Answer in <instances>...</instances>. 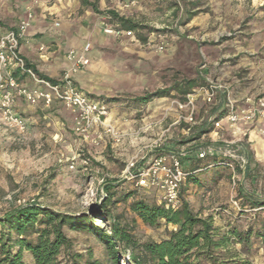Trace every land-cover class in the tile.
<instances>
[{"label":"rangeland","instance_id":"1","mask_svg":"<svg viewBox=\"0 0 264 264\" xmlns=\"http://www.w3.org/2000/svg\"><path fill=\"white\" fill-rule=\"evenodd\" d=\"M30 1L0 0V29L16 28L29 12L24 14ZM41 1L47 5L53 0ZM67 1L74 7L70 19L78 20L77 24L87 20L86 25H92L94 20L102 26L108 23L120 27L109 11L135 24L132 38L121 39L127 49L116 44L108 52L116 57L118 70L141 76V80L135 82L133 92L118 91L103 98L118 112L115 115L123 116L113 123L118 140L103 135L99 140L101 129L86 137L76 134L74 117L67 121L61 116L73 112L62 104L47 112L27 107L28 103L17 99L18 108L13 106V110L23 118L24 131L0 117V216L28 203L68 214L91 215L99 201L101 179H113L117 180L112 190L117 200L113 213L131 223L139 241H160L172 225L161 221L158 226H148L128 208L137 198L158 203L160 194L123 179L125 165L166 149L207 141L208 137L193 139L192 129L187 134L181 131L196 125L176 122L174 101L182 98L170 89L172 86L195 79L200 92L199 87L207 80L221 77L219 83L234 91L235 85L248 88L251 96L264 91V0H88L93 6L81 0ZM69 67L54 80H60ZM161 89L169 90L165 96L139 99ZM209 106L207 102L201 106L196 122L218 117L217 109ZM256 131L259 139L254 141V148L244 142L246 135L236 141L235 137H217L220 133L213 132L215 140H225L219 141L228 146L225 148L237 142L246 144L247 156L234 150L247 161L242 165L249 173L246 178L238 171L232 178L228 170L219 175L222 183L215 185L203 172L195 176L191 173L193 182L181 186V196L191 209L201 216L209 214L218 232L227 234L229 247L218 253L220 261L264 264V137L258 127ZM240 162L238 159L235 164L239 166ZM207 166L215 167L209 162L202 165ZM124 194L131 195L124 201ZM253 201L263 202L261 208L253 207ZM232 229L241 233L240 240L229 235ZM64 232L71 240L69 251L61 255L65 264H70L71 256L77 264H110L94 233L68 226ZM24 262L32 263L30 255ZM120 264H126L125 259Z\"/></svg>","mask_w":264,"mask_h":264},{"label":"trees","instance_id":"2","mask_svg":"<svg viewBox=\"0 0 264 264\" xmlns=\"http://www.w3.org/2000/svg\"><path fill=\"white\" fill-rule=\"evenodd\" d=\"M81 1L83 4L93 6V2ZM109 13L119 20L121 24L119 28L128 30L136 28L135 24L118 17L113 11ZM26 63L29 65L27 61ZM36 73L52 83L56 82ZM198 85L195 79H191L184 80L170 89L176 90L183 100L185 95L191 93ZM168 90H157L139 99L145 101L151 97L165 96ZM222 114L223 112L218 117L201 121L191 133L193 139L210 131L213 122ZM209 156L198 159L212 158L211 164L215 166H220L217 163L224 159L216 155ZM236 171L243 178L249 175L246 168L242 170L236 166ZM186 172L188 175L183 184L192 183L190 172ZM115 181L117 180L101 179L99 201L91 215L58 212L38 203H28L6 210L0 216V264H25L24 252L30 255L31 264H65L61 260V255L68 252L71 247V240L64 232L66 226L94 233L103 244L110 264H120L121 259H125L126 264H249L236 260L220 261L218 253L229 247L227 234L221 235L218 232L209 214L201 216L195 213L187 200L181 196V192L180 203L176 208L166 207L162 200L158 203H149L144 198H137L129 202V210L144 224L154 227L163 221L165 225H172L167 236L160 241H139L132 233L131 223L112 211L113 205L117 202L113 199L112 192L116 187ZM130 195L124 194L122 199L125 201ZM251 203L255 208H261L263 204L261 201ZM133 221L132 219L131 222ZM229 235L237 240L241 239V233L235 229L229 231ZM72 258L73 256L71 261L69 260L70 264H77Z\"/></svg>","mask_w":264,"mask_h":264},{"label":"built area","instance_id":"3","mask_svg":"<svg viewBox=\"0 0 264 264\" xmlns=\"http://www.w3.org/2000/svg\"><path fill=\"white\" fill-rule=\"evenodd\" d=\"M32 18L29 11L26 17L20 21L16 28H9L0 32V117L14 126L18 131H24L25 122L16 114L13 106L17 99H22L30 105L42 104L50 106L53 101H58L74 113V131L76 134L86 137L93 130L101 129L97 138L102 135L118 140L115 127L107 121L109 108L103 99H95L78 89L72 79L76 73L89 64L87 56L90 44L86 43L81 50L69 49L67 58L70 67L60 80L51 81L37 75L35 70L27 65L20 51L21 39L24 36ZM55 25H58L56 22ZM103 32L115 36L125 35L132 37V30L122 29L117 26L103 23ZM159 50L162 46L157 47ZM18 76L27 77L31 84L26 85ZM207 84L200 86L205 102L210 103L219 88L223 85L215 81L207 80ZM244 105L232 99L227 100L226 111L213 122V128H221L223 123L229 126L237 124L256 123L258 132L264 137V91L257 96H246ZM180 110L176 122L183 121L189 124L196 123V105L194 93L186 94L182 101H174ZM227 147V146H226ZM214 147L208 145L197 151V157L202 159L208 155H214ZM187 155L183 147L160 152L151 155L147 159L143 157L130 160L126 163L122 178L132 182L135 187L156 189L166 207L176 208L180 203V188L188 175L182 166L181 158ZM223 158L217 164L225 167L235 177L236 164L241 161L239 168L242 170L244 160L234 150L225 148Z\"/></svg>","mask_w":264,"mask_h":264},{"label":"crops","instance_id":"4","mask_svg":"<svg viewBox=\"0 0 264 264\" xmlns=\"http://www.w3.org/2000/svg\"><path fill=\"white\" fill-rule=\"evenodd\" d=\"M73 9L74 7H72L70 2L67 0H53L52 3L47 5L41 0L30 1V3L25 6L24 14L26 11H31L32 18L24 36L21 39L20 51L22 56L25 58L28 64L34 70H36V72L50 79H54L63 69L70 65V61L66 56L67 51L69 49L79 51L82 49L84 44L89 43L90 49L87 54L89 58V64L76 73L72 74L74 85L95 99L109 97L118 91H125L129 93L133 92L136 86L135 84H137L135 82L140 81L141 76L136 77L131 73H123L122 71L118 70V62L116 57H113L108 52L112 51V48L116 44H122V48L127 49V46L122 42V40L130 39L132 37L125 35L115 36L106 34L103 32V26L101 23H95L94 20L92 21V25H86L87 20H82L81 23L77 24L78 20L75 21V19H70ZM57 16L59 18H57ZM56 22L58 25H55ZM4 30L6 29H0V32ZM116 40H120L119 43ZM18 78L26 85L31 84L27 77L18 76ZM219 79L222 78H215L214 81L219 83ZM235 86L236 88L234 91V88H230L229 86L223 84V88L217 89L212 101L207 103L210 105L209 107H214V109H217V115L222 112L223 114L225 113L227 100L229 98L239 104L244 105V97L253 95L252 93L248 92V88L238 87L237 85ZM197 90L198 87H194L191 91L194 93L195 105L197 109L196 118L201 106L206 104L203 97V92H199ZM18 100L23 101L22 99ZM23 102V104H27L25 101ZM17 104L18 103L16 101L14 106L16 107ZM59 105H61L60 102L53 101L51 105L47 107L42 104H27V107L31 106L33 109L38 108L44 109L47 112H51L54 107H58ZM17 108L18 107H16V109ZM176 109L174 111L175 113H173L175 117H177L178 113L180 112L178 108ZM173 110L174 108H172V111ZM116 113L118 112L115 109L109 108V116L107 121H109L112 125L116 122V120L123 119L122 115L117 116L115 115ZM61 116L65 120L70 121V119L73 120L74 114L66 111ZM127 117L129 118V116ZM209 119H206V121ZM202 120L203 118L198 120V122H196L197 124H194L196 126L182 128L181 131L187 134L189 130L192 129V133L193 129H195V127H197ZM237 125L239 126L235 129H232V127L236 125L229 126L228 124L223 123L221 128L218 130H213H216V132L220 133V136L217 137L223 138L224 135H229L230 137H235L236 141L240 140L241 137L246 135L247 139L244 140V142L250 146H253L254 141L257 142L259 139V135L256 131L257 124L251 123ZM221 129H223L225 132H222ZM213 130L200 135V139H205V137H208L206 142L200 141L199 143H195L192 146L185 148L187 150V155L181 158V162L183 168L186 171H189L190 174L192 173L193 176L203 172V175H205L208 180L212 182V184L219 185L222 183L223 179V177L219 175L226 173L228 169L223 166L202 167L204 163H211L212 158L199 160L197 157V151L208 145L214 147V155H216V157H223V152L226 146L224 147L223 144H219V141L225 140H215L216 138L213 136ZM93 131L96 132V130ZM229 147V149L240 152L242 156H247L248 152L246 144L237 142V144H233V146ZM168 151L170 150L166 149L165 152L163 151V153ZM246 162L247 161L245 160V163ZM26 255H28L27 252H24V256Z\"/></svg>","mask_w":264,"mask_h":264}]
</instances>
